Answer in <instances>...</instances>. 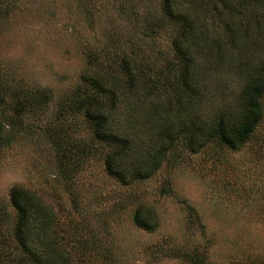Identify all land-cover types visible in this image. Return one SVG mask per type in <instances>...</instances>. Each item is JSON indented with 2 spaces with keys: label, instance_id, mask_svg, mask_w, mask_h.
Masks as SVG:
<instances>
[{
  "label": "rangeland",
  "instance_id": "374dc122",
  "mask_svg": "<svg viewBox=\"0 0 264 264\" xmlns=\"http://www.w3.org/2000/svg\"><path fill=\"white\" fill-rule=\"evenodd\" d=\"M190 1L207 9L201 14L212 41L235 53L211 58L209 70L198 73L201 104H178L169 87L158 96L170 102L157 116L149 104L129 115L124 128L145 151L160 146L166 132L174 143H165L169 151L151 178L123 184L107 172L95 128L78 113V90L94 68L122 70L130 60L143 72L175 56L180 24L166 0H3L9 11L0 15V87L7 104L13 90L50 93L41 110L17 114L24 129L0 146V236L11 253L20 218L11 192L21 187L53 213L51 248L62 264H264V93L260 121L240 147L205 138L219 114L238 119L248 81L264 66V0H247L248 19L240 21ZM55 129L67 156L57 151ZM193 133L204 138L196 150ZM139 211L154 214L153 229L136 223Z\"/></svg>",
  "mask_w": 264,
  "mask_h": 264
},
{
  "label": "trees",
  "instance_id": "16d2710c",
  "mask_svg": "<svg viewBox=\"0 0 264 264\" xmlns=\"http://www.w3.org/2000/svg\"><path fill=\"white\" fill-rule=\"evenodd\" d=\"M202 1L208 7L207 13L215 10L216 15H223L224 19L228 15L234 21L248 19L250 5L247 0ZM4 3L0 0V15L9 11V5L6 4L7 7ZM166 5L169 13H173L180 24L174 57L160 68L157 66L143 72L130 60H126L122 70H114L110 66L105 72H100L98 68H94L84 73V85L78 90V113L83 114L95 128V137L100 142L98 153L106 155L107 172L123 184L151 178L159 170L161 158L169 151L165 143H174L173 135L166 132L160 146L152 152L145 151L138 144L139 141L133 138V134L124 128V122L129 120V115L139 112L149 104L151 112L157 116L170 102L167 99L165 106L158 96L167 92L169 87L178 91V104L187 102L193 107L201 104L203 93L199 85V74L209 70L211 58L216 60L229 54L231 57L235 53L233 50L230 52L221 39L212 41L213 36L205 29L207 25L201 14L207 11L206 8L199 10L198 4L190 0H166ZM236 52L238 56V50ZM200 60L206 63L201 69ZM95 61L97 58L92 61V66ZM5 92L7 91L0 87V146L4 147L14 142L25 127L16 123L17 114L28 110H41L50 100V93L46 89L26 91L23 96H17L19 92L13 90L11 103L7 104L2 94ZM263 93L264 66L253 73L248 81L239 104L238 119L235 121L226 113L219 114L214 124L209 126L210 134L205 138L209 141L217 140L234 149L240 147L260 121V99ZM55 133L52 135L58 146L57 151L67 156L68 151L63 149V146L68 145L65 138L58 134L59 130L55 129ZM190 137L191 146L198 149L204 138L194 133ZM11 200L20 216L15 229L16 243L13 245L14 252L11 253V244L7 246L5 237L0 236V264H62L61 255L51 248V210L34 192L21 187L13 189ZM135 220L143 228L154 227L155 217L152 213L146 218L139 211Z\"/></svg>",
  "mask_w": 264,
  "mask_h": 264
}]
</instances>
